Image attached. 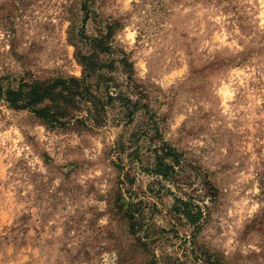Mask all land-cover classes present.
I'll return each mask as SVG.
<instances>
[{
	"label": "rangeland",
	"instance_id": "rangeland-1",
	"mask_svg": "<svg viewBox=\"0 0 264 264\" xmlns=\"http://www.w3.org/2000/svg\"><path fill=\"white\" fill-rule=\"evenodd\" d=\"M83 56L100 112L0 102V264H264V0H0V76Z\"/></svg>",
	"mask_w": 264,
	"mask_h": 264
},
{
	"label": "trees",
	"instance_id": "trees-1",
	"mask_svg": "<svg viewBox=\"0 0 264 264\" xmlns=\"http://www.w3.org/2000/svg\"><path fill=\"white\" fill-rule=\"evenodd\" d=\"M89 1L83 0L85 5ZM93 40L96 42V47L102 46V40ZM89 58L82 57L87 72L82 78L67 76L40 80L0 76V102L15 110L30 111L50 129H64L71 125V120L74 119L71 111L80 108L81 104L86 106L89 112H100L107 103L94 92L93 83L88 80L97 69V63L92 62V59L91 62H84ZM108 97L114 98L109 94ZM116 97L121 101L125 100L120 95ZM75 121L79 123V119Z\"/></svg>",
	"mask_w": 264,
	"mask_h": 264
}]
</instances>
